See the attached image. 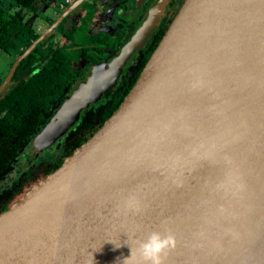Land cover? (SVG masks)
<instances>
[{
    "label": "water",
    "instance_id": "obj_1",
    "mask_svg": "<svg viewBox=\"0 0 264 264\" xmlns=\"http://www.w3.org/2000/svg\"><path fill=\"white\" fill-rule=\"evenodd\" d=\"M166 6L71 85L37 148L114 87ZM151 231L174 237L162 264H264V0H184L118 106L0 211V264H122Z\"/></svg>",
    "mask_w": 264,
    "mask_h": 264
},
{
    "label": "flooded vegetation",
    "instance_id": "obj_2",
    "mask_svg": "<svg viewBox=\"0 0 264 264\" xmlns=\"http://www.w3.org/2000/svg\"><path fill=\"white\" fill-rule=\"evenodd\" d=\"M183 1L167 0L158 27L126 64L114 87L104 90L65 132L39 149L35 135L62 104L71 85L122 47L155 0H33L32 6L24 7L25 13L12 10L20 6L12 0H0L25 25L11 42L0 45V63L4 59L5 64L0 84L19 58L0 93V211L55 169L103 123Z\"/></svg>",
    "mask_w": 264,
    "mask_h": 264
},
{
    "label": "clouds",
    "instance_id": "obj_3",
    "mask_svg": "<svg viewBox=\"0 0 264 264\" xmlns=\"http://www.w3.org/2000/svg\"><path fill=\"white\" fill-rule=\"evenodd\" d=\"M174 237L171 234H161L151 231L146 238L140 240L135 250L129 248V254L121 258L122 264H162L167 250L174 246ZM139 257V260L136 257Z\"/></svg>",
    "mask_w": 264,
    "mask_h": 264
},
{
    "label": "trees",
    "instance_id": "obj_4",
    "mask_svg": "<svg viewBox=\"0 0 264 264\" xmlns=\"http://www.w3.org/2000/svg\"><path fill=\"white\" fill-rule=\"evenodd\" d=\"M13 4H18L23 7L32 6L33 0H12ZM24 24L19 22L17 18L8 12L1 4H0V45L3 43L11 42V38L13 36H17L18 32H23ZM126 90V89H125ZM124 90V91H125ZM127 92V90H126ZM122 100V96H120L113 105V109L117 107L118 103ZM110 113L107 114L109 116ZM106 116V117H107ZM94 130L91 131V133ZM4 137V136H3ZM6 158V157H5ZM3 163L0 162V166Z\"/></svg>",
    "mask_w": 264,
    "mask_h": 264
},
{
    "label": "rangeland",
    "instance_id": "obj_5",
    "mask_svg": "<svg viewBox=\"0 0 264 264\" xmlns=\"http://www.w3.org/2000/svg\"><path fill=\"white\" fill-rule=\"evenodd\" d=\"M12 10H17V12H21V13H25L24 10H26V8L24 7H14ZM5 72V64H4V59H2L1 63H0V77L3 75V73Z\"/></svg>",
    "mask_w": 264,
    "mask_h": 264
}]
</instances>
